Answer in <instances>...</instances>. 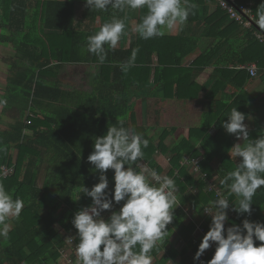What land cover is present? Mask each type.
Instances as JSON below:
<instances>
[{"label": "trees", "instance_id": "trees-1", "mask_svg": "<svg viewBox=\"0 0 264 264\" xmlns=\"http://www.w3.org/2000/svg\"><path fill=\"white\" fill-rule=\"evenodd\" d=\"M190 2L197 7L194 14L181 26L178 35H163L148 40L138 36L122 51L123 63L129 60L133 49H139L134 69L146 74V83L150 65L154 62V52L160 53L165 44L172 46L174 57L170 61H163L159 57L161 67H158L159 78L156 84H160L161 77L172 67L176 68L181 77L190 73V69L181 67V60L197 48L199 37L196 38V35H218V43L196 65L204 68L220 51V56L214 61L220 80L217 81L219 84L212 86L223 92L220 99V121L216 123L215 119L208 120L203 127L192 128L180 142L171 143L169 139L176 129H171V125L166 123L160 134L154 137L149 133V127L140 126L132 119L133 108L125 100L124 103L117 100L110 107L105 103L107 97L103 91L100 96L94 94L101 109L92 111L94 107L88 93L63 88L58 77L60 68L70 64L99 63L96 56L86 51L87 37L98 30L93 25L86 26L83 30L77 29L76 0H0V29L8 33L0 35V43L10 45L14 51L11 57L4 58L8 77L3 93L5 98H9V102L0 111V176L3 174L2 166L12 168L13 173L7 178L0 177V180L14 198L18 197L25 203L19 219L8 221L11 225L8 237H0V264H66L64 255L75 259L74 250L79 241L75 238L77 230L71 221L78 210L92 203L90 197L80 194V189L85 186L90 190L99 182L100 173L87 160L93 150L75 152L73 148H76V143L67 136L68 132L78 134L79 129L90 133V129H104L107 132L108 126L115 124L119 127L121 122L123 127L141 134L149 141L148 147L143 149L144 161L149 167L170 177H174L176 170L179 171V176L174 177V180L180 205L174 210L175 218L168 229L177 231L183 245L178 250L177 246L166 240L158 250L151 253L157 255L164 252L157 258L156 264H164L168 260H173L175 264H208L211 260L215 245L206 250L199 261L194 259L211 223V218L202 208L208 207L211 201L218 198L217 189L227 195L220 180L229 171L235 170L239 162V158L231 154V148L237 139L221 125L234 107L249 119L253 118L254 113L247 106L255 99L244 87L248 81L258 79L264 72V44L256 39L252 30L242 29L236 21L231 20L215 0ZM246 2L248 0H237L239 4ZM212 6L215 11L210 13ZM109 10L114 16L124 13ZM253 10L256 18L264 25V0H254ZM89 12L88 9L87 13ZM142 13L144 16L146 9ZM97 16L94 15L93 21ZM57 40L61 41L60 44H57ZM114 57V49H108L106 61L99 63L101 71L112 68ZM248 63L256 64V76L252 77L247 70L240 68ZM113 69L115 75L117 71L125 73L119 66ZM212 87L211 92L217 93ZM158 88L156 86L154 90L150 89L147 97L151 98ZM109 89L118 92V86L112 82ZM225 90H228L227 93ZM115 97L119 98V93ZM15 103L20 106L14 107ZM8 117L12 120L9 126L4 124ZM203 117L209 118L210 115ZM92 123L97 129L90 127ZM213 125L215 130L209 133ZM254 126V129H248L253 140L264 134L256 123ZM27 132L32 135H27ZM55 135H58V141ZM102 135L103 132L99 133V136ZM13 152L16 153V158ZM156 152L168 157L167 169H162L155 162ZM48 155L49 158L54 155L49 166L52 172L41 185L39 172ZM185 157L199 160L200 170L214 181L213 190L208 192L206 183L197 180L192 169L181 165ZM106 175L109 180L108 191H112L113 170H108ZM236 199L235 195L229 197L230 203H235ZM252 204L251 216H241L230 208L225 227L232 223L242 226L244 219L264 223V188L257 190ZM121 206L122 202L120 205L114 204L113 210L119 211ZM64 235L67 236L66 239ZM70 238L72 239L69 240ZM260 243L256 242V246Z\"/></svg>", "mask_w": 264, "mask_h": 264}, {"label": "clouds", "instance_id": "clouds-1", "mask_svg": "<svg viewBox=\"0 0 264 264\" xmlns=\"http://www.w3.org/2000/svg\"><path fill=\"white\" fill-rule=\"evenodd\" d=\"M84 2L88 9L102 12L146 9V14L133 29L144 40L163 36L166 30L184 25L197 7L190 0ZM125 28L124 21L113 16L99 31L87 37V53L103 64L108 49L117 47ZM138 51L133 49L129 60L119 64L121 71L134 66ZM6 104L5 99H0V106ZM246 119L249 117L234 107L221 125L228 134L244 143L231 148V154L238 157L239 162L235 170L220 180L227 195H221L217 189L218 198L202 208L211 223L196 252L194 259L197 261L215 245L208 264H264V223L244 219L242 226L232 223L225 227L230 208L241 216H251L253 196L258 189L264 188V134L251 139L244 123ZM148 144L147 139L123 127L122 122L119 127L108 126L106 134L95 138L87 160L100 173L99 182L90 190L81 187L80 194L90 197L92 203L78 210L71 221L79 241L75 246L76 264H153L151 253L168 239V225L173 222L174 210L180 204L175 180L144 162L143 149ZM184 162L200 169L196 160L184 158ZM108 170L114 172L112 191H108ZM233 195L236 202L230 203L229 197ZM121 202L119 211H114V204ZM24 207V201L14 198L0 180V237H8L11 228L8 221L11 218L18 220ZM105 211L111 213L107 219L102 216ZM256 242L261 243L256 246Z\"/></svg>", "mask_w": 264, "mask_h": 264}, {"label": "crops", "instance_id": "crops-1", "mask_svg": "<svg viewBox=\"0 0 264 264\" xmlns=\"http://www.w3.org/2000/svg\"><path fill=\"white\" fill-rule=\"evenodd\" d=\"M75 4L77 29L83 30L86 26H95V28L99 31L100 27L104 23L110 22L114 16L111 15L110 10L102 12L89 9L90 12L87 13L88 8L85 6L84 0H76ZM142 10L143 9H138L133 11L126 9L121 16H115L117 19L124 21L126 28L125 34L122 35L121 40L114 49L115 63L112 65V68L110 67V69H103V71H101L102 66L97 62L93 64H70L59 69L60 73L58 77L62 81L64 85L63 88L65 90L72 88L74 91L88 93V98L91 99V105L94 107V109H91L92 111L96 110V108L97 110L101 109L99 106L100 102L95 100L98 98L94 94L100 96L101 92L105 91L108 99L105 101L107 105L113 107V102L118 100V102L121 101L124 103L125 100V102H127L126 104L133 108L134 114L132 115V119H135L140 126L149 127V133L151 135L156 137L160 134L161 129L164 128V125L167 123L171 125V129H176L169 141H171V143L173 141L180 142L188 135L192 128L203 127L204 122H208V120L215 119L216 123L220 121V99L222 98L223 92H220V89L212 87L215 83H218V80H220V74L216 72L214 66V61L220 56V51H218L214 59L204 68H200V66L196 65L200 62L199 59L207 55L215 44L218 43L219 37L217 34H213L208 37L194 35L196 38L199 37V44L197 45V48H194L192 51L187 53V55L181 60V67L190 69V73L184 77H181L180 73L176 71V68L172 67L164 73L163 77H161L159 81L160 84H158V82L156 84V80L159 78L158 69L161 67L159 57L163 61H170L174 57L172 54V46L168 47V44H165L164 47L161 48L160 53L154 52V62L150 65L149 73L147 74L148 82L145 83L146 74L135 70L134 66L125 71V73L117 71L115 75L113 68L122 63V51L128 48L132 40L139 36V34H137L133 29L143 17ZM214 11L215 7L212 6L210 13H213ZM94 15L98 16L97 19L93 21L92 18ZM181 28V26H178L175 31L166 30L164 36L175 37L179 34ZM199 29V32H201V28ZM2 34L8 33L0 29V35ZM50 38L58 39V37ZM57 42V44H60L61 41L59 42L57 40ZM3 50H7V55L2 54L1 51ZM141 52L143 56H146L144 51ZM13 53L14 51L10 45L6 46L0 43V59L3 63V59L11 57ZM84 54L85 53H80V55ZM4 64L0 67V94L4 91L3 89L8 77L6 68L7 65L5 64V66ZM55 66H58V64ZM111 82L112 84H116L118 86V92H115V90L110 91L109 86L111 85ZM162 82H165V84H161ZM156 86L159 88L154 91L151 98H148V91L150 89L154 90ZM211 87L218 92L215 94L214 92L212 93ZM244 90L255 99L254 102H249L247 106L248 109L253 111L254 116L244 123L247 125L249 130L254 129V124L256 123L260 127L259 129L264 131V114H256L257 108H261V110L264 111V72L258 79L250 82L248 81ZM227 91L228 90H225L226 93ZM116 93H119V98H123V100L119 98L115 99ZM184 97H186V99H184ZM169 107H174V109ZM1 110L2 106H0V111ZM171 115H173L174 118H172ZM203 115H210V117L204 118ZM10 123H12L10 118H8V120H4V124L7 126H9ZM106 124L107 123H105V125ZM93 126L97 129L94 123H92L90 127ZM90 130L91 133L84 130L80 131V129L78 134H75L72 131L68 132L69 135L67 136L71 139V141L76 143V148H73L75 152H78L79 150L90 152L93 150L95 138L99 136V133L103 132V134H106L104 129ZM209 130V133H213L215 125L211 126ZM27 135L32 134L31 132H27ZM55 137L58 141V135H55ZM237 143L244 142L242 140H237L236 144ZM12 154L14 158H16V153L13 152ZM159 155L165 157L164 162L157 161V157ZM53 159L54 155L50 158L48 155L47 159H44L42 162V167L38 177L41 185L45 183L48 177H50L49 173L52 171L49 169V166H51L50 161ZM154 160L162 169H167L166 166H163L165 164H169L167 156L156 152ZM106 215H108V217L110 216L108 211L102 213V216H105V219L108 218ZM10 220H14V218H11Z\"/></svg>", "mask_w": 264, "mask_h": 264}, {"label": "built area", "instance_id": "built-area-1", "mask_svg": "<svg viewBox=\"0 0 264 264\" xmlns=\"http://www.w3.org/2000/svg\"><path fill=\"white\" fill-rule=\"evenodd\" d=\"M216 1L228 13L229 18L231 20L236 21L242 29L252 30L253 35L256 37V39L260 43L264 44V25L259 22V20L256 18L254 14V10H253L254 0H248V2L243 3V4L237 3V0H216ZM240 68L247 70L248 73L252 77L258 74V68L256 64L248 63V64L242 65ZM28 124H30V122H28ZM185 159L186 160L191 159L192 161L196 160L190 157H185ZM181 165L184 167H188L189 164L185 163L183 160L181 162ZM197 165H199V163ZM2 170H3V174L0 177H3V178H7L13 173V169L10 167L8 168L6 166H2ZM193 173L196 175L200 174L202 176L201 179L206 182V185H207L206 189L208 192L214 189V181L211 178H209L208 174L202 173L200 169L198 172L193 171ZM177 176H179L178 170H176L174 177H177ZM174 177L172 178L174 179ZM220 194L222 195L223 192H220ZM74 251H75V259L69 258V256L64 255V258L66 259V264L76 263L77 261L76 250Z\"/></svg>", "mask_w": 264, "mask_h": 264}, {"label": "rangeland", "instance_id": "rangeland-1", "mask_svg": "<svg viewBox=\"0 0 264 264\" xmlns=\"http://www.w3.org/2000/svg\"><path fill=\"white\" fill-rule=\"evenodd\" d=\"M177 29V28H176ZM176 29H174V31L176 30ZM2 52V54L3 55H7V50H3V51H1ZM4 60V59H3ZM3 61L0 59V67L1 66H3ZM5 65V64H4ZM6 66V65H5ZM6 68H7V66H6ZM1 91V90H0ZM2 92H4V91H2ZM0 97H2L1 99H5L7 102H9V98H5L4 97V93H2V94H0ZM14 105H16V106H14V107H16V108H18L20 105H17L16 103L14 104ZM32 112H33V109H32ZM260 113H263L264 114V111L263 110H261V108H257V113L256 114H260ZM9 118V117H8ZM7 120V119H6ZM11 120V119H10ZM158 159H157V161H159V162H164V160H165V157L164 156H158L157 157ZM198 161V163H199V160H197ZM196 161V162H197ZM167 163H168V161H167ZM197 163V164H198ZM168 165L169 164H165V165H163V166H166V168H168ZM199 166V165H198ZM188 168L189 169H193V171L194 172H198L199 170H197L194 166H191V165H188ZM202 172V171H201ZM202 173H204V172H202ZM176 175H177V173H176ZM193 176L194 177H196V178H198L197 180H200V181H203L202 179H201V175L200 174H198V175H196V174H194L193 173ZM205 182V181H204ZM206 183V182H205ZM222 195H224V194H222ZM229 211V210H228ZM230 212V211H229ZM229 212H228V214H229ZM105 217V216H104ZM106 217H108V215H106ZM15 219V218H14ZM65 239L67 238V236H63ZM168 241H169V243L170 244H172V245H175V246H177V249L178 250H181V247H182V245H183V241H182V239L179 237V235H178V233H177V231L175 230V229H169V237H168V239H167ZM164 246V245H163ZM162 246V247H163ZM162 254H164V252H160L159 254H157V255H153V257H154V259H153V264H156V261H157V258L159 257H161V255ZM169 261H171L172 262V264H175V262L173 261V260H168L167 262H165L164 264H170V262ZM76 264V263H75Z\"/></svg>", "mask_w": 264, "mask_h": 264}]
</instances>
